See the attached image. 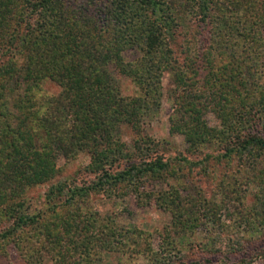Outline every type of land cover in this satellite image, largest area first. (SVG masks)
<instances>
[{
  "label": "trees",
  "instance_id": "obj_1",
  "mask_svg": "<svg viewBox=\"0 0 264 264\" xmlns=\"http://www.w3.org/2000/svg\"><path fill=\"white\" fill-rule=\"evenodd\" d=\"M164 77L167 133L183 145L173 154L145 132ZM82 156L74 177L51 184L59 159ZM46 184L32 207L28 190ZM92 195L167 213L158 251L99 215ZM207 228L214 263L188 264L264 263L263 251L227 262L264 233V0H0V258L98 264L135 252L173 264L161 252Z\"/></svg>",
  "mask_w": 264,
  "mask_h": 264
},
{
  "label": "rangeland",
  "instance_id": "obj_2",
  "mask_svg": "<svg viewBox=\"0 0 264 264\" xmlns=\"http://www.w3.org/2000/svg\"><path fill=\"white\" fill-rule=\"evenodd\" d=\"M115 76V75H114ZM117 77L118 86L120 92L123 96H132L135 93V87L127 78ZM162 85V97L159 106V111L156 118L152 120L145 132L152 139H161L170 143V153L173 154L176 151L183 150L182 139L178 136L170 137L167 133V117L170 113V101L168 100V79L164 77L161 81ZM42 90L45 93L55 94L58 89L50 82H44L42 85ZM206 120L210 125H214V120L212 115L208 114ZM123 139L126 142L132 138L130 132L125 133V130H122ZM88 162L86 157H80L78 161H71L65 163L62 159H59L57 162L58 174L51 181V184H56L64 180L70 179L76 175L78 169L82 166H85ZM49 184L34 187L28 190L26 198L29 200V203L32 207H39L42 202V195L46 192ZM210 188V185L207 186ZM213 188V187H212ZM88 205L96 210L99 215L107 216L111 215L114 219V223L117 226L127 227L134 226L138 231H143L145 234H149L150 241L149 245L153 251H158V245H161L162 238L158 237V234L162 232V229L169 224V216L167 213H163L160 210L156 209L153 206L139 208L137 207L130 199H114L107 198L101 195H92L87 201ZM209 227V226H208ZM211 229L207 228V233L204 231L197 232L194 236L196 240L191 236L186 241L187 246L181 248V251L175 253L163 251L161 254L167 260L173 262V264H188L189 261L200 260L204 261L208 259L214 263V241H212L214 235L210 233ZM137 245H133V249H144V240L137 239ZM194 241V242H193ZM193 242V243H192ZM242 247L241 252L231 253L228 256V263H232L238 259H250L255 256V253L264 252V233L261 236H257L255 239H246ZM212 244V245H211ZM191 245V248L188 246ZM213 247V248H211ZM131 249V248H130ZM160 252V251H159ZM133 252H127L125 255H119L117 253L104 252L102 254V260L98 264H151L150 261H147L143 258H139L138 255ZM169 253V255H167ZM167 255V257H166ZM220 256H215L217 259L221 258ZM169 263V262H168ZM0 264H24L22 260L17 256L13 250H8V255L0 258ZM43 264H50L48 261H45ZM171 264V263H169ZM258 264H261L259 261ZM264 264V263H263Z\"/></svg>",
  "mask_w": 264,
  "mask_h": 264
}]
</instances>
